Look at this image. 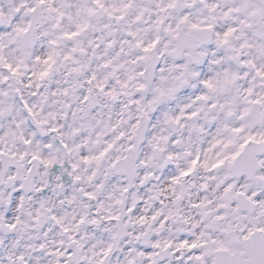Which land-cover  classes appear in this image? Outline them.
<instances>
[{"label":"clouds","instance_id":"9594fccd","mask_svg":"<svg viewBox=\"0 0 264 264\" xmlns=\"http://www.w3.org/2000/svg\"><path fill=\"white\" fill-rule=\"evenodd\" d=\"M0 264H264V0H0Z\"/></svg>","mask_w":264,"mask_h":264}]
</instances>
